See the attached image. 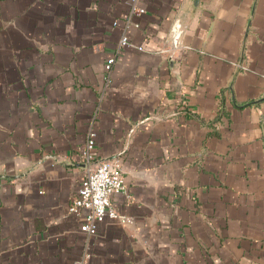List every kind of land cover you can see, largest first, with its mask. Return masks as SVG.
Returning <instances> with one entry per match:
<instances>
[{
    "label": "crops",
    "instance_id": "0c3cea01",
    "mask_svg": "<svg viewBox=\"0 0 264 264\" xmlns=\"http://www.w3.org/2000/svg\"><path fill=\"white\" fill-rule=\"evenodd\" d=\"M142 3L106 82L128 0H0V264H264V0ZM91 123L130 220L86 234Z\"/></svg>",
    "mask_w": 264,
    "mask_h": 264
},
{
    "label": "built area",
    "instance_id": "2783aa9c",
    "mask_svg": "<svg viewBox=\"0 0 264 264\" xmlns=\"http://www.w3.org/2000/svg\"><path fill=\"white\" fill-rule=\"evenodd\" d=\"M128 4L124 30L114 52L104 62L106 82L111 79L117 52L129 43L126 33L127 28L133 23L135 16L146 11L142 0H128ZM115 22L114 20L113 23ZM95 136V127L91 123L84 144L80 149V160L83 164L82 178L68 206L70 213L83 217L80 229L86 234H94L97 231L99 222L106 217L116 218L122 223L130 220L124 214L119 213L111 201L113 193L124 192L125 190L120 161L107 158L97 159L94 153Z\"/></svg>",
    "mask_w": 264,
    "mask_h": 264
},
{
    "label": "water",
    "instance_id": "95a60500",
    "mask_svg": "<svg viewBox=\"0 0 264 264\" xmlns=\"http://www.w3.org/2000/svg\"><path fill=\"white\" fill-rule=\"evenodd\" d=\"M196 2L198 1V0H195Z\"/></svg>",
    "mask_w": 264,
    "mask_h": 264
}]
</instances>
